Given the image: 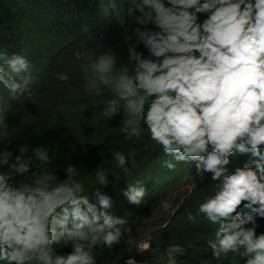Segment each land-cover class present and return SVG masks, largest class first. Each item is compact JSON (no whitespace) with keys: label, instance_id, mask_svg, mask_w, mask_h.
<instances>
[{"label":"clouds","instance_id":"obj_1","mask_svg":"<svg viewBox=\"0 0 264 264\" xmlns=\"http://www.w3.org/2000/svg\"><path fill=\"white\" fill-rule=\"evenodd\" d=\"M138 10L134 23L155 29H134L148 56L130 46V68L118 65L111 51L99 54L84 67L88 90L110 92L105 115L123 112L127 138L146 130L174 161L196 162L198 173H211L220 182L198 208L218 225L208 240L214 258L231 254L244 264H264V233L257 234L256 220L264 218V0H143ZM201 14L207 16L202 22ZM0 61V84L12 97L23 94L33 80L30 62L6 51L0 52ZM5 127L0 117V128ZM28 151L22 145V155L10 165L13 153L0 151V261L96 264V249L119 244L127 219L98 211L89 202L84 185L75 179V165L64 169L62 182L55 173L27 175L33 159L51 163L45 147L23 157ZM237 153L251 154L255 167L246 163L229 173V157ZM114 161L131 175L124 154L115 152ZM164 164L176 167L172 161ZM95 178L99 186L109 182L101 167ZM123 194L139 206L146 190L129 185ZM95 195L102 209L111 207L99 188ZM245 202L251 212L241 214ZM162 207L171 205L162 202ZM188 219L195 217L189 213ZM54 245L71 251L60 254Z\"/></svg>","mask_w":264,"mask_h":264},{"label":"trees","instance_id":"obj_2","mask_svg":"<svg viewBox=\"0 0 264 264\" xmlns=\"http://www.w3.org/2000/svg\"><path fill=\"white\" fill-rule=\"evenodd\" d=\"M142 4L143 0H0V52L6 51L9 56L18 54L25 57L30 62L33 78L28 89L16 97H12L0 84V117L8 124L11 113L23 102H36L37 96L48 86V82L53 79L62 61L66 62L70 52L77 51L78 56L82 57L88 52L87 48H90L88 62L91 63L99 54L111 51L117 55L118 65L125 64L130 68L134 66L128 61L130 46L136 47L138 52L147 57V49L134 35L136 27L155 30L151 24L141 26L134 23V18L141 15L138 7ZM206 18L205 14H201L200 22ZM2 65L3 61H0V66ZM84 67L79 77L76 75L73 79L68 75L65 85L69 88L74 80L79 83L80 88L73 94L72 100L75 101L72 104H95L97 100L96 109L99 113L86 117L91 124L80 130L76 137L79 143L80 140L84 141V147L77 146L71 152V163L69 160L66 162L77 167L78 175L75 179L84 185V195L98 211H107L128 221L124 226L128 230L122 233L119 244L110 250L96 249V264H127L130 259L135 264H237L240 258H234L230 254L227 258L218 260L213 257L208 247L207 236L214 235L218 226L215 228L212 222L199 213L198 208L206 198L215 193L220 183L211 179V173L193 189L191 196L179 209V216L176 217L177 213L176 218L171 219L167 226L150 235L149 248L143 252L138 249L144 217L179 184L198 173L196 162L174 161L150 139L146 130L140 137L127 138L123 131V112L113 116L105 115L109 91L105 90L103 95H96L84 88L87 84ZM82 93L84 99L78 100ZM90 109L95 107L91 106ZM36 147H40V144L29 145V151L23 157L31 156L32 149ZM117 151L128 158L127 167L131 170V175H126L123 169L115 166L114 153ZM261 151L264 152V149ZM130 153H134V156L129 155ZM15 158V155L9 158V165L15 163ZM133 159L135 167L132 166ZM253 159L255 158L251 154H234L229 157L227 170L231 173L246 163L255 167L251 163ZM165 161H172L176 167L168 169ZM98 167L107 172V186H99L96 182L95 171ZM32 172L55 173L61 182L67 178L64 168H58L52 159L47 165H40L33 159V167L27 175L30 176ZM129 185L145 188L146 195L141 205L129 203L124 196L123 193ZM97 188L101 194L110 198V208H101L95 195ZM244 204L239 208L240 213H250V206L242 209ZM189 213L195 217L194 220L188 219ZM256 220L260 225L264 218L257 217ZM172 246L178 247V252L171 259L168 249ZM54 247L60 254L71 251L70 247L62 245ZM0 264L7 262L0 261Z\"/></svg>","mask_w":264,"mask_h":264},{"label":"rangeland","instance_id":"obj_3","mask_svg":"<svg viewBox=\"0 0 264 264\" xmlns=\"http://www.w3.org/2000/svg\"><path fill=\"white\" fill-rule=\"evenodd\" d=\"M87 49L88 52L86 51L82 57L78 56L77 51L70 52L67 55L66 62L62 61L61 67L55 72L53 79L48 82V86L43 88L42 93L37 96L36 102H23L18 109L11 113V119L7 127L0 129V151H11L16 157L20 155L19 148L22 145L29 146L39 143L40 147H45L49 151L50 158L58 168L65 169L68 166L66 160L71 163V152L77 146L84 145L82 144L84 141L80 140V144L76 140L77 135H79L80 130L89 127V124H91L86 117L99 113V110L96 109L98 107L96 105L98 103L97 100H95V104L86 103L82 104V106L72 104L75 101L72 100L73 94L78 90V87L80 88L79 83L74 80V83H71L69 88L65 85L68 75L73 79L76 78V75L79 77L82 67L90 64L88 61L91 49ZM61 68H64V70L62 71ZM84 88L88 89L87 84H85ZM83 96L84 94L82 93L78 100L84 99ZM102 100L104 101V99ZM91 106L95 107V109H90ZM4 170H7V168L4 167ZM208 174L207 172L197 173L179 184L162 201L169 203L171 205L170 208L165 210L161 202L144 217L143 226L141 227V239L138 243V249L141 252L149 248L150 235L169 224V221L177 215L181 206L191 196L193 189L206 179ZM245 207H247V203L244 204L242 209ZM238 211L240 212V209ZM178 216L179 213L176 217ZM213 226L216 228L218 225L213 224ZM261 233H264V221L257 227V234ZM213 238V234L207 236L209 240ZM177 252L178 247L176 246L168 249L171 259ZM237 264H244L243 259H238Z\"/></svg>","mask_w":264,"mask_h":264}]
</instances>
